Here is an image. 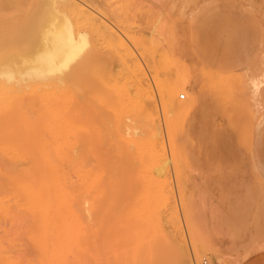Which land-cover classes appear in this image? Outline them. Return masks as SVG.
I'll use <instances>...</instances> for the list:
<instances>
[{
  "label": "bare ground",
  "instance_id": "obj_1",
  "mask_svg": "<svg viewBox=\"0 0 264 264\" xmlns=\"http://www.w3.org/2000/svg\"><path fill=\"white\" fill-rule=\"evenodd\" d=\"M84 4L82 0H0V177L9 182L8 201L0 203V215L24 224L22 230L35 252V258L28 259L8 253L0 244V264H94L96 232L103 231L97 240L105 245L110 228L122 243L131 238L138 245V256L130 264H146L145 256L162 245L159 227L170 188L161 132L154 120L149 121L148 139L143 140L137 130L133 133L139 126L129 122L147 110L146 98L154 95L150 84L137 77L127 86L112 80L116 89L111 84L103 90L96 87L102 110L91 106L88 115L102 116L103 127L93 124L83 133L78 128L77 93L83 91L76 86L85 83L91 92L95 87L97 50L89 31L111 36L109 27ZM109 76L118 81V75ZM259 76L247 84L249 93L259 90L263 83ZM183 88L180 78L160 88L174 165L180 170L189 164V156H200L207 166H232L236 151L227 136L231 112H223L225 123L219 124L220 101L205 99L199 104L195 95L181 103L176 94ZM181 112H195L199 124L177 138L170 115ZM23 160L26 165L19 167ZM7 162L10 165L4 167ZM258 187L264 188V177L252 189L264 207V191ZM122 264L128 263L122 260Z\"/></svg>",
  "mask_w": 264,
  "mask_h": 264
},
{
  "label": "rangeland",
  "instance_id": "obj_2",
  "mask_svg": "<svg viewBox=\"0 0 264 264\" xmlns=\"http://www.w3.org/2000/svg\"><path fill=\"white\" fill-rule=\"evenodd\" d=\"M82 1L100 23L109 27L111 36L89 31L92 36L89 38L97 50L93 58L95 87L91 92L85 83L76 86L83 91L77 93L79 130L83 133L94 125L103 127L102 116L94 119L88 115L91 106L99 112L102 110L98 108L102 105L95 95L97 88L103 90L110 84L114 86V82L127 86L140 77L150 84L154 94V97L146 98L147 110L139 115V120L129 121L130 125L136 123L134 128L139 126L133 133L137 130L135 134L141 133L143 136H138L143 140L148 139L145 126L150 127L149 121L157 123L170 188V201L166 203L167 211L159 227L162 245L156 253L145 256L146 264H264V207L260 198L252 193L254 186L264 177V0ZM109 73L115 77L118 75V81ZM258 74L263 83L257 92L249 93L250 79ZM179 78L184 82V88L176 94L181 103L195 95L199 96V104L205 99L219 100V124L225 123L223 112H231L232 123L227 130L232 131L229 130L227 136L233 139L231 145L236 151L232 166H207L200 156H193L195 159L189 156L190 165L180 170L174 165L170 128L161 104L160 88ZM76 92L79 91L76 89ZM182 94L183 98L180 97ZM147 111L154 118L158 117L153 119ZM173 114L170 115L174 120L171 128L177 138L192 124H199L195 112ZM140 127L147 131L144 129L143 132ZM17 164L24 167L26 161ZM8 165L10 162L4 167ZM8 185V180L0 177V203L8 201ZM258 188L264 191V188ZM21 224L0 215V244L12 255L20 253L34 259L33 246L29 247L32 242ZM108 231V240L104 241L107 245L97 240L101 235L99 232L103 231L96 232L94 238L100 243L94 239V249H97L93 250L94 264H106L102 263L103 260L107 264H122V260L130 264L138 256V245L131 238L122 243L116 230L110 228Z\"/></svg>",
  "mask_w": 264,
  "mask_h": 264
},
{
  "label": "built area",
  "instance_id": "obj_3",
  "mask_svg": "<svg viewBox=\"0 0 264 264\" xmlns=\"http://www.w3.org/2000/svg\"><path fill=\"white\" fill-rule=\"evenodd\" d=\"M180 97L183 98L184 97V94H182Z\"/></svg>",
  "mask_w": 264,
  "mask_h": 264
}]
</instances>
